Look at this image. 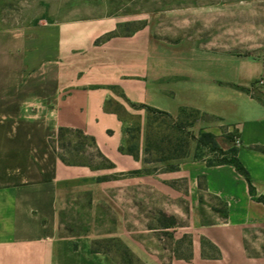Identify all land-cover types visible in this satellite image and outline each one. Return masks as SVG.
Returning a JSON list of instances; mask_svg holds the SVG:
<instances>
[{
    "label": "crops",
    "instance_id": "obj_1",
    "mask_svg": "<svg viewBox=\"0 0 264 264\" xmlns=\"http://www.w3.org/2000/svg\"><path fill=\"white\" fill-rule=\"evenodd\" d=\"M55 6V20L0 31L4 68L13 66L10 73L23 79L0 89V264H118L110 252L95 248L99 236L65 234L68 217H74L69 214L73 194L97 175L61 161L49 144L59 129L94 137L115 171L125 173L143 164L120 152L124 125L107 110L108 102L144 104L173 118L183 108L194 109L216 117L228 133L232 127L238 130V158L251 169L244 157L264 162V154L248 149L264 147V107L251 93L255 78L239 80L240 61L222 54L214 37L200 36L197 3L56 0ZM217 56L238 63L227 80L240 90L224 85L221 97L214 94L217 85L202 74L206 59ZM174 176L168 173L165 180ZM186 176L193 195H213L227 205L224 222L210 224L193 209L188 233L215 246L228 260L225 264L248 262L246 231L264 224V205L251 198L247 182L232 166L197 164ZM129 182L142 191L143 177L103 182L105 204L111 206L116 185ZM252 184L264 197V175ZM154 188L175 193L169 184ZM210 216L219 215L210 211ZM107 217L112 219L105 213V225ZM114 223L104 226L103 238L119 240L143 262V212L117 211Z\"/></svg>",
    "mask_w": 264,
    "mask_h": 264
},
{
    "label": "rangeland",
    "instance_id": "obj_2",
    "mask_svg": "<svg viewBox=\"0 0 264 264\" xmlns=\"http://www.w3.org/2000/svg\"><path fill=\"white\" fill-rule=\"evenodd\" d=\"M190 1L198 4V15L195 17L199 23L197 28L202 31L200 36L214 37L222 54L232 55L240 61L241 67L237 70L239 80L255 78L251 93L264 107V0ZM55 3L56 0H0V31L23 30L39 26L45 20H55L57 16ZM60 14H63V11ZM206 60L208 61L204 63L207 70L202 74L207 81L211 79L217 85V90H214L215 96L223 95L224 85L238 88L234 85L236 82L227 80L237 67L236 60L232 64H228L219 56ZM5 64L6 60L0 54V89L8 84L23 81L21 77L16 79L15 74L10 73V70L14 69L13 66L6 69ZM111 109L123 114L126 119L125 125L141 127L142 168L125 173H118L114 168L90 169L96 172L97 177L81 182L79 193L73 194L69 214L74 213V217H68L65 234L69 237L88 236L87 234L91 237L99 236L94 242L95 248L110 252L118 264H225L228 260L222 258L215 246L203 238L200 240L195 234L188 233L187 227L193 222L191 218L193 209L205 214L203 220L208 224L217 220L224 222L227 205L213 195L204 193L193 195L186 174L195 165L207 166L213 159V155L207 149L197 150L190 137L198 138L202 133H212L217 137L219 146L227 150L235 146L234 141L227 139V126H222L216 117L204 116L198 117L190 126L189 122L179 120L177 116L173 121L178 119L180 126L175 130L171 119L156 115L153 116L154 121L149 129L146 111H137L129 104L124 106L116 102H113ZM232 128L229 133L237 134L238 130ZM147 130H150L148 133L151 135L150 156L144 151ZM106 134L109 136L110 133ZM64 141H71L70 151H73L80 140L74 135H67ZM80 149L88 156L93 155V151L87 145H82ZM248 149L264 154L263 146ZM158 156H164L166 160L152 162ZM147 160L150 162H145ZM244 162L251 167L247 169L244 166L250 173L251 180L262 179L264 162L257 164L254 158L246 157ZM94 163L101 162L95 160ZM171 168L175 170L169 171ZM168 173H175V178L165 180ZM136 177L144 178L142 191L139 185H132L131 182L130 185L129 183L125 186L116 185L112 189L116 196L113 197L111 206L105 204L104 190L101 187L103 182ZM158 183L169 184L175 193L158 191L154 188ZM199 186L203 188L202 180L199 181ZM135 188L138 189L137 200ZM136 209L143 212L144 219L143 262L125 250L119 240L110 238L105 240L102 234L104 226L110 228L115 225L114 215L117 211L125 214ZM210 211L218 213L219 218L211 217ZM105 213L112 216L111 220L107 217L109 223L106 225ZM246 236L245 251L250 259L245 264H264V224L248 227ZM231 253L235 254V249L231 250ZM236 260L235 256L233 261Z\"/></svg>",
    "mask_w": 264,
    "mask_h": 264
},
{
    "label": "trees",
    "instance_id": "obj_3",
    "mask_svg": "<svg viewBox=\"0 0 264 264\" xmlns=\"http://www.w3.org/2000/svg\"><path fill=\"white\" fill-rule=\"evenodd\" d=\"M127 103L131 106V108L137 111H141V110L146 111L147 119L149 122V129L150 126H152V122L154 121L153 116L156 115L165 116L171 119L174 126L173 128L175 130H178L180 126L178 125L180 119L189 122L190 126H192L198 117L204 116L207 118H214L213 116H210L205 113H201L194 109L183 108L179 113L178 116L179 120L177 119L176 121H173V117L171 115L162 112L160 110H157L153 107H149L144 104H135L130 102ZM112 104H113L112 101L107 103V107H106L107 110L117 114L121 122L124 124L125 140L123 145L120 147V152L122 154L129 155L136 160H139L141 156L140 155L141 127L140 126L130 127L129 125H125L126 123L125 117L123 116V114H120L119 111H117L116 109H111ZM148 132H150V130H147L146 145L144 151L147 156H150V154H152L151 152L152 146L150 144L151 135ZM67 135H74L80 140L73 151H70L71 141H64ZM226 136L227 139H229L230 141H235L236 136H238V133L237 134L227 133ZM190 138L192 142L196 144L197 150L200 151L202 149H207V151L213 155V159L207 163V167H217L223 165L232 166L236 170V172L247 182L249 194L251 198L254 201L264 205V197L257 196L256 189L252 184L250 173L238 158V147L233 146L227 150L222 149L218 144L217 137L212 133H202L198 138H196L195 136H192ZM49 144L57 152L61 161L66 165L83 166V167H88L92 170H100L103 168L113 169L115 167L114 164L101 152V150L99 149L96 143L95 138L85 134L82 130L60 128L57 137L55 139H51L49 141ZM82 145H87L88 147H90V149L93 151V155L88 156L86 155V153H84V151H81L82 149H80V147ZM95 160H99L101 163L100 164L94 163ZM165 160L166 158L164 156H160V157L158 156L155 160H152V162H164ZM145 162H150V160L149 161L147 160ZM174 170L175 168L169 169V171H174Z\"/></svg>",
    "mask_w": 264,
    "mask_h": 264
},
{
    "label": "built area",
    "instance_id": "obj_4",
    "mask_svg": "<svg viewBox=\"0 0 264 264\" xmlns=\"http://www.w3.org/2000/svg\"><path fill=\"white\" fill-rule=\"evenodd\" d=\"M262 83H263V81H262ZM234 143H235V146H236V147H239V146L241 145V140H240V138H236L235 141H234Z\"/></svg>",
    "mask_w": 264,
    "mask_h": 264
}]
</instances>
